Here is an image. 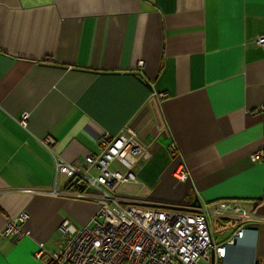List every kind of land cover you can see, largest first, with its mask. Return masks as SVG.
<instances>
[{"label":"crops","instance_id":"crops-1","mask_svg":"<svg viewBox=\"0 0 264 264\" xmlns=\"http://www.w3.org/2000/svg\"><path fill=\"white\" fill-rule=\"evenodd\" d=\"M262 36L264 0H0V235L27 215L22 240L0 239V264H44L35 254L63 248L64 220L89 221L96 204L62 195L56 162L100 156L126 128L148 154L120 198L235 201L251 218L212 217L219 244L243 230L214 264H264Z\"/></svg>","mask_w":264,"mask_h":264},{"label":"built area","instance_id":"built-area-1","mask_svg":"<svg viewBox=\"0 0 264 264\" xmlns=\"http://www.w3.org/2000/svg\"><path fill=\"white\" fill-rule=\"evenodd\" d=\"M255 43L264 48V36ZM158 97L165 98L166 94ZM27 119L28 114L24 113L20 124L26 126ZM43 144L50 149L54 140L47 136ZM98 144L100 156L90 155L68 164L56 162L57 175L64 178L66 186L73 184L80 189L85 184L90 191L71 193L64 188L62 195L94 202L97 208L80 228L64 220L60 230L65 244L60 251L46 254L40 245L35 256L44 264H211L213 254L216 260H223L226 247L243 237V230H239L222 244L212 238L213 216L251 218L235 201L220 200L213 209L208 204L203 208L181 209L120 198L115 192L116 186L135 180L134 166L140 157L148 154V149L131 128L115 138L102 137ZM171 149L176 152L175 145ZM260 158V155L254 157ZM115 161L125 166L127 173L110 170ZM173 176L177 181H186L189 172L181 164ZM26 220L25 213L8 219L0 239L22 240L27 235L22 229Z\"/></svg>","mask_w":264,"mask_h":264},{"label":"trees","instance_id":"trees-1","mask_svg":"<svg viewBox=\"0 0 264 264\" xmlns=\"http://www.w3.org/2000/svg\"><path fill=\"white\" fill-rule=\"evenodd\" d=\"M65 191L71 192V193H90L89 189L85 184H83L82 188L76 189L74 188L73 184H69L65 187Z\"/></svg>","mask_w":264,"mask_h":264},{"label":"water","instance_id":"water-1","mask_svg":"<svg viewBox=\"0 0 264 264\" xmlns=\"http://www.w3.org/2000/svg\"><path fill=\"white\" fill-rule=\"evenodd\" d=\"M158 119V118H157ZM157 123L160 124V120L158 119L157 120ZM201 205H200V201L198 198L195 199V201L191 204V207L192 208H199ZM215 263V257H214V254L212 255V260H211V264H214Z\"/></svg>","mask_w":264,"mask_h":264},{"label":"rangeland","instance_id":"rangeland-1","mask_svg":"<svg viewBox=\"0 0 264 264\" xmlns=\"http://www.w3.org/2000/svg\"><path fill=\"white\" fill-rule=\"evenodd\" d=\"M112 167V166H111ZM113 168V167H112ZM112 168H110V170H113ZM123 191V187L122 186H116L115 188V192L117 195H119L121 192ZM214 235H216V237H218V233H215Z\"/></svg>","mask_w":264,"mask_h":264}]
</instances>
